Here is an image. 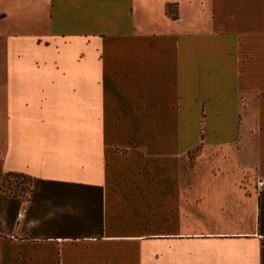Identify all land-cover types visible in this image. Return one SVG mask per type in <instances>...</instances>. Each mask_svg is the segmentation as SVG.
I'll list each match as a JSON object with an SVG mask.
<instances>
[{
  "label": "crops",
  "instance_id": "1",
  "mask_svg": "<svg viewBox=\"0 0 264 264\" xmlns=\"http://www.w3.org/2000/svg\"><path fill=\"white\" fill-rule=\"evenodd\" d=\"M3 1L45 10L49 56L0 38V172L35 180L0 193V264H264V0H160L152 34L151 0ZM91 42L96 76L59 55ZM66 91L98 111L79 134Z\"/></svg>",
  "mask_w": 264,
  "mask_h": 264
},
{
  "label": "rangeland",
  "instance_id": "2",
  "mask_svg": "<svg viewBox=\"0 0 264 264\" xmlns=\"http://www.w3.org/2000/svg\"><path fill=\"white\" fill-rule=\"evenodd\" d=\"M146 4V2H145ZM163 4L160 0L159 1H154L151 0L149 5H146V12L142 13L141 15V24H140V31L142 34H152L155 32L158 33H166L168 30V27L166 25L165 19L162 17L161 12V5ZM3 6L5 7H10L9 4H5L4 1L0 2V11L3 9ZM13 8V7H12ZM31 10L28 9L26 13H21L18 12V9H15V13H11L7 15L5 18H0V38H7L10 37L13 41V44L15 45L16 51H19L21 53H25L27 49L29 48L28 45H30V49L33 54H39V55H45L49 56V52H45L41 50V52L37 51V45H35L36 42H31L28 43L25 40L36 37L37 39H40L41 36L48 35V26H47V21H48V15L46 14L45 10L42 8H30ZM18 12V13H17ZM191 15L186 13V18L188 20L193 19L194 16L197 15L196 8L192 7L190 8ZM140 19V16L138 17V21ZM148 20H153L155 23L158 25V30L152 31L151 29V24L148 23ZM199 26L200 23H197ZM202 27V25H200ZM173 30L176 33H179L181 31V28H178V24L173 25ZM95 44L98 45L99 50H103L104 44L102 40H97L95 41ZM98 48L95 47L94 42H91L90 45L85 46L83 49V52L78 46H64L63 49L60 51L59 55H63L64 58H68L71 56H76L80 59L78 61L79 63H74L76 69L75 70H81V71H86L91 74H94V76L98 75L100 73V66L97 64V62H92L94 58H97V54L95 50ZM52 50V49H51ZM51 53H54L52 50ZM53 55V54H52ZM86 57H89L87 59ZM50 59V58H49ZM51 65L56 67V64L54 62H51ZM97 87V84H96ZM67 92V91H66ZM83 92V91H82ZM68 93V92H67ZM80 95H85V94H80ZM79 95V96H80ZM89 96L92 97L90 94ZM81 97V96H80ZM94 107H97V102H98V97L95 95L94 96ZM62 98L65 100H68L70 102L74 103L68 104L66 107L63 108V115H68L71 117L73 120L69 122L64 121V133L69 132V133H78L77 126L75 124L76 120L83 121L84 125L88 123L90 125V119H96L97 117V108L92 111V109L86 108V106L78 104V107L76 105V99H78V95H72L69 91L68 94H63ZM85 98V96H83ZM186 100L188 101L187 96H185ZM183 99V98H182ZM84 113V115H83ZM88 121V122H87ZM80 123V122H79ZM94 134L97 135L98 133V126L95 124L94 126ZM92 128V125H91ZM90 130V127H89ZM159 134H166L167 133V128L165 127H160L158 128ZM194 135L192 136L193 138L196 136V129H193ZM79 134V133H78ZM193 134V133H192ZM196 154V153H195ZM194 151H192L191 156L195 155ZM5 173L0 172V178L4 175ZM261 176V175H260ZM1 181V180H0Z\"/></svg>",
  "mask_w": 264,
  "mask_h": 264
},
{
  "label": "trees",
  "instance_id": "3",
  "mask_svg": "<svg viewBox=\"0 0 264 264\" xmlns=\"http://www.w3.org/2000/svg\"><path fill=\"white\" fill-rule=\"evenodd\" d=\"M193 151L194 154L197 153L199 151V146ZM192 159L190 154L191 166L193 165ZM0 180V193L25 202L30 200L35 182L33 177L21 173H5Z\"/></svg>",
  "mask_w": 264,
  "mask_h": 264
},
{
  "label": "built area",
  "instance_id": "4",
  "mask_svg": "<svg viewBox=\"0 0 264 264\" xmlns=\"http://www.w3.org/2000/svg\"><path fill=\"white\" fill-rule=\"evenodd\" d=\"M263 186H264V178L259 176L255 182V189L258 194H261L263 192V188H264ZM24 214H25V210H21L18 213V220H21Z\"/></svg>",
  "mask_w": 264,
  "mask_h": 264
}]
</instances>
